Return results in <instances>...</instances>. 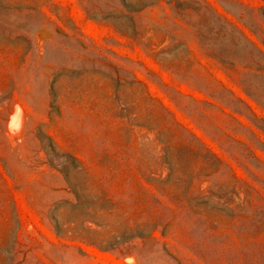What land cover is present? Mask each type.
Instances as JSON below:
<instances>
[{
  "label": "rangeland",
  "instance_id": "1",
  "mask_svg": "<svg viewBox=\"0 0 264 264\" xmlns=\"http://www.w3.org/2000/svg\"><path fill=\"white\" fill-rule=\"evenodd\" d=\"M0 264H264V0H0Z\"/></svg>",
  "mask_w": 264,
  "mask_h": 264
},
{
  "label": "bare ground",
  "instance_id": "2",
  "mask_svg": "<svg viewBox=\"0 0 264 264\" xmlns=\"http://www.w3.org/2000/svg\"><path fill=\"white\" fill-rule=\"evenodd\" d=\"M15 113H16V112H14V114H15ZM13 116H14V115H13ZM11 121L13 122V121H14V118H12Z\"/></svg>",
  "mask_w": 264,
  "mask_h": 264
}]
</instances>
